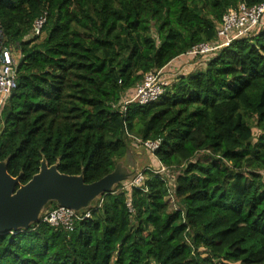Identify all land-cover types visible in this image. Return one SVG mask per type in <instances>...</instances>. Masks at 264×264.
<instances>
[{"label":"trees","instance_id":"1","mask_svg":"<svg viewBox=\"0 0 264 264\" xmlns=\"http://www.w3.org/2000/svg\"><path fill=\"white\" fill-rule=\"evenodd\" d=\"M263 1L0 0V45L20 54L0 113L11 176L26 183L44 159L98 180L128 154L126 132L159 139L155 157L181 167L173 198L170 177L144 170L141 187L119 182L72 230L39 218L0 233V264H264V27L157 100L117 106L146 74L215 39L226 11Z\"/></svg>","mask_w":264,"mask_h":264},{"label":"built area","instance_id":"2","mask_svg":"<svg viewBox=\"0 0 264 264\" xmlns=\"http://www.w3.org/2000/svg\"><path fill=\"white\" fill-rule=\"evenodd\" d=\"M44 20L43 15L34 20L31 32L33 36L40 34ZM262 27H264V1L252 6H248L245 3H238L235 7L223 14L221 22L216 26L214 40L193 46L184 56H188L189 54L201 55L205 62L221 47L227 46L234 40L249 37ZM14 50V48H6L0 45V113L11 92L17 86V62L19 57L17 56L18 58L16 57V59L11 55V52ZM17 54L19 55V53ZM166 66L167 64L162 68L146 74L140 82L133 86L131 93L125 91L117 103L119 112H124L126 106L133 102L144 105L157 100L162 94L164 87L174 82L179 76H173L175 78L170 81L168 76H172L174 72L165 69ZM126 133L127 136L133 138V146H142L147 152L155 156L154 150L159 145V139L152 141L142 140L140 137L134 136L129 132ZM145 170L159 174L165 179L169 175L170 168L158 161L156 168L147 166ZM144 180V172L142 170H136L129 180L123 182L121 190H130L133 186H141ZM90 214V209L76 211L56 205L54 207H44L39 218L42 222L53 227L72 230L77 221L89 217Z\"/></svg>","mask_w":264,"mask_h":264},{"label":"water","instance_id":"3","mask_svg":"<svg viewBox=\"0 0 264 264\" xmlns=\"http://www.w3.org/2000/svg\"><path fill=\"white\" fill-rule=\"evenodd\" d=\"M57 167V163L49 165L42 159L38 171L21 184L20 175L11 176L6 161H0V233L28 228L51 201L76 211L87 208L96 197L111 192L133 174L117 162L111 172L87 183L82 173L69 175Z\"/></svg>","mask_w":264,"mask_h":264},{"label":"rangeland","instance_id":"4","mask_svg":"<svg viewBox=\"0 0 264 264\" xmlns=\"http://www.w3.org/2000/svg\"><path fill=\"white\" fill-rule=\"evenodd\" d=\"M148 33H149V35L153 36L156 39V42H158L154 29L150 30ZM40 36H42V34ZM26 38H28V37H26ZM17 53L18 52L16 50H14L13 52H11V55L15 58L17 56L19 57V55ZM184 63H185V65H184L183 69H185V67H191L189 69V71H192L194 69L198 70L201 68V65L205 64L204 58L201 55H197V54H194V55L189 54L188 56H186ZM180 64L181 63H179V65ZM193 66H196L197 68H194ZM170 68H173L172 63L168 64L166 69H170ZM171 72H174V74L172 76H168V79L170 81H172L175 78L173 76H177V75L180 76V74H181L178 71H171ZM184 73L185 72H183L182 74H184ZM252 130H253L254 134L258 133L257 128L254 127ZM127 153L128 154H126L122 159L117 160V162H121L122 165L124 167H126L129 171H132L133 168H137V169L142 170L143 168H145L147 166L152 167V168H156L158 166V163L155 161L154 156L152 154H150L149 152H147L142 146H133L132 145V147L128 149ZM179 169H181V167H176V168L170 169L169 175L167 176V178L170 177V179L168 181L171 184V188H169V190H170V196L172 198H173L174 181H175V177L177 176V173L179 172ZM118 188H119V186H116V190H118ZM175 206H177V202L175 203ZM201 254H205V253L202 252Z\"/></svg>","mask_w":264,"mask_h":264},{"label":"crops","instance_id":"5","mask_svg":"<svg viewBox=\"0 0 264 264\" xmlns=\"http://www.w3.org/2000/svg\"><path fill=\"white\" fill-rule=\"evenodd\" d=\"M214 40V39H213ZM186 59V56H184L183 54L182 55H179L177 56L176 58L172 59L168 64L172 63V66L173 68H170L168 69L169 71H178L179 73H181L180 75H182L183 72L185 73H188L189 69L191 67H185V69H183L185 63H184V60ZM206 62V61H205ZM179 63H181L179 65ZM167 64V65H168ZM194 68H197L196 66H193ZM167 68V66L165 67V69ZM201 68L203 69V65H201ZM194 70H197V69H194ZM192 70V71H194ZM190 72V71H189ZM184 73V74H185ZM154 159L155 161L158 163V159L154 156Z\"/></svg>","mask_w":264,"mask_h":264},{"label":"clouds","instance_id":"6","mask_svg":"<svg viewBox=\"0 0 264 264\" xmlns=\"http://www.w3.org/2000/svg\"><path fill=\"white\" fill-rule=\"evenodd\" d=\"M41 16H42V15H41ZM43 16H44V15H43ZM44 18H45V17H44ZM43 23H44V22H43ZM31 32H32V30H31ZM29 36H33V35L30 33V34H28V37H29ZM181 55H182V54H181ZM183 55H184V54H183ZM19 57H20V54H19ZM175 58H176V57H175ZM173 59H174V58H173ZM169 62H170V61H169ZM169 62H168V63H169ZM168 63H167V64H168ZM158 161H159V160H158ZM132 170H133V174H134L136 170H140V169L133 168ZM144 170H145V168L142 169L143 172H144ZM148 171H149V170H148ZM133 174H132L129 178H127V179L121 181L122 185H123V182L129 180V179L133 176ZM144 175H145V174H144ZM144 181H145V180H144ZM117 184H118V183H117ZM143 184H144V182H143ZM143 184H141V186H142ZM141 186H133V187H141ZM133 187H132V188H133ZM130 190H131V189H130ZM130 190H126V191L130 192ZM96 198H97V197H96ZM96 198H95V199H96ZM90 205H91V204H90ZM39 215H40V214H39ZM38 220H39V218H38Z\"/></svg>","mask_w":264,"mask_h":264}]
</instances>
